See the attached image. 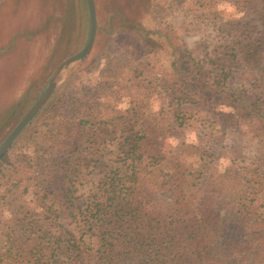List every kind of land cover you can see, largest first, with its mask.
Returning <instances> with one entry per match:
<instances>
[{
  "label": "rangeland",
  "instance_id": "rangeland-1",
  "mask_svg": "<svg viewBox=\"0 0 264 264\" xmlns=\"http://www.w3.org/2000/svg\"><path fill=\"white\" fill-rule=\"evenodd\" d=\"M95 2L98 30L90 54L65 69L49 101L10 149L9 164L0 168V264H17L11 253L5 255L10 240L23 237L12 234L17 225H41L47 218L25 155H44L47 137L61 133L62 125H83L75 140L76 206L122 168L135 134L147 125L163 129L168 151L183 142L206 148L219 171L264 170V138L250 128L258 118L230 120L232 111L219 101L233 93L244 111L260 108L264 115L262 101L252 107L260 83L255 87L250 73L243 76L238 61H226L243 32L239 24L247 25L249 43L264 36L263 4L252 1L240 9L231 0H154L151 11L141 3L129 16L126 0ZM128 19L141 23L144 32L129 29ZM89 33L87 0H0V147L57 67L84 48ZM189 57L200 64L194 66ZM178 97H194L196 103L181 104ZM82 117L90 122L80 124ZM35 169L40 173L46 165ZM58 221L80 235L78 224Z\"/></svg>",
  "mask_w": 264,
  "mask_h": 264
},
{
  "label": "trees",
  "instance_id": "trees-1",
  "mask_svg": "<svg viewBox=\"0 0 264 264\" xmlns=\"http://www.w3.org/2000/svg\"><path fill=\"white\" fill-rule=\"evenodd\" d=\"M231 1L240 9L252 1L264 5V0ZM141 3L151 11L154 0H126L129 16L139 11ZM135 14L138 17L139 12ZM262 19L264 23V13ZM128 20L129 29L144 32L141 23ZM238 27L243 32L226 61H238L243 76L250 73L255 87L260 83L252 107L260 101L264 105V36L249 43L247 25ZM189 60L194 66L200 64ZM225 95L218 98L232 111L230 120L241 116L253 123L258 118V125L250 128L264 138L262 109L244 111L242 99L233 93ZM178 100L196 103L194 97ZM82 126L62 125L61 133L47 137L50 142L44 155H25L26 166L34 168L29 180L37 186L36 195L44 198L47 218L41 225H17L12 234L23 237L11 239L5 255L11 253L17 264H264V170L230 167L219 171L206 148L183 142L177 150L168 151L163 129L147 125L135 134L122 168L111 171L99 193L76 206L74 155L79 142L75 140L76 129ZM9 151L0 168L9 164ZM44 165L40 173L35 169ZM58 219L78 224L80 235ZM92 239H96L94 245Z\"/></svg>",
  "mask_w": 264,
  "mask_h": 264
},
{
  "label": "water",
  "instance_id": "water-1",
  "mask_svg": "<svg viewBox=\"0 0 264 264\" xmlns=\"http://www.w3.org/2000/svg\"><path fill=\"white\" fill-rule=\"evenodd\" d=\"M89 17H90V33L89 39L84 46V48L75 55H72L65 59L54 71L48 87L44 93L39 97L36 103L28 111V113L22 118V120L15 126V128L10 132L4 143L0 147V161L4 155L12 148L15 141L22 134V132L29 126V124L34 120V118L39 114L45 104L49 101L53 93L55 92L59 78L65 69L75 63L82 62L90 54L96 40L97 30H98V16L96 9L95 0H87Z\"/></svg>",
  "mask_w": 264,
  "mask_h": 264
}]
</instances>
